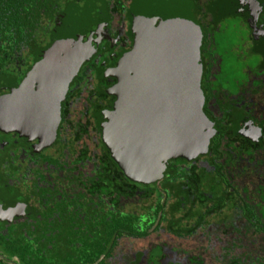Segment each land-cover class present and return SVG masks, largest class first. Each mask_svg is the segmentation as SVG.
I'll return each instance as SVG.
<instances>
[{
  "label": "flooded vegetation",
  "instance_id": "1",
  "mask_svg": "<svg viewBox=\"0 0 264 264\" xmlns=\"http://www.w3.org/2000/svg\"><path fill=\"white\" fill-rule=\"evenodd\" d=\"M179 3L205 128L114 153L115 73L136 29L177 27ZM64 34L88 55L72 52L57 107L37 75ZM235 38L258 58L241 79L220 52ZM0 264H264V0H0Z\"/></svg>",
  "mask_w": 264,
  "mask_h": 264
},
{
  "label": "water",
  "instance_id": "2",
  "mask_svg": "<svg viewBox=\"0 0 264 264\" xmlns=\"http://www.w3.org/2000/svg\"><path fill=\"white\" fill-rule=\"evenodd\" d=\"M178 11L180 17H176V28L164 25L156 27L147 23L146 27L154 25L156 30L144 27L136 29L135 48L119 64L115 73L118 83L109 91L117 99L115 113L104 127L107 144L114 153L122 148L143 151L144 145H151L152 140H144L141 136L147 132L152 134V129L160 132L161 142L167 138V133L173 131L176 140L190 142L194 131L200 129V132L205 128H202L204 118L200 85V40L197 33L194 34L196 38L188 35V19L182 15L185 12L181 11L180 3ZM65 36L66 34L56 40L55 45L59 52H65L64 49L69 47L64 58L49 61L47 58L55 53V49L47 51L42 64L48 65L47 69L43 66L40 71L42 75H37L39 96L44 94L45 84L42 81L47 74L49 78H53L48 95L57 107L77 67L88 55L87 48L82 49V52L73 51L70 39ZM72 52L76 53V60H82L79 64L72 62ZM154 119L156 121L152 123ZM120 164L129 176L135 178L136 171L131 172L125 161L120 160Z\"/></svg>",
  "mask_w": 264,
  "mask_h": 264
},
{
  "label": "rangeland",
  "instance_id": "3",
  "mask_svg": "<svg viewBox=\"0 0 264 264\" xmlns=\"http://www.w3.org/2000/svg\"><path fill=\"white\" fill-rule=\"evenodd\" d=\"M230 23H235L233 20H229ZM225 27L226 30L223 31V35H227V36H231V34H234L235 32H238L241 30V27L238 25H232V24H228ZM233 43H230L227 46H223L222 48H220V52L226 56L229 54H233L235 55L238 59L237 62H235L236 64L233 65V63L231 64V70L233 72H231L232 75H235L236 73H238L236 75V77H239V79L244 78L245 75L243 73H239L240 71H242L246 66L251 65V64H257L258 62V58L254 57L253 55H248V53L245 51V46H242V42H238L237 39L235 38L233 41ZM247 56L246 58H244L243 56ZM252 67V66H251Z\"/></svg>",
  "mask_w": 264,
  "mask_h": 264
}]
</instances>
